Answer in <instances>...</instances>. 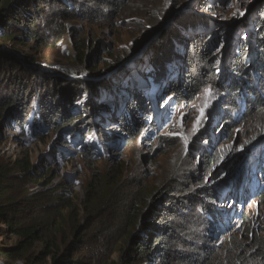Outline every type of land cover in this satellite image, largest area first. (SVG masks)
Returning a JSON list of instances; mask_svg holds the SVG:
<instances>
[{
	"label": "rangeland",
	"instance_id": "rangeland-1",
	"mask_svg": "<svg viewBox=\"0 0 264 264\" xmlns=\"http://www.w3.org/2000/svg\"><path fill=\"white\" fill-rule=\"evenodd\" d=\"M115 1L119 4V8H116L118 15L113 8L106 7L103 8L105 17L101 16L103 13L94 17L86 15L84 20L74 11L73 16H62L54 30L58 32L57 37L42 45H39V41L26 40V47H23L18 44L17 38L13 41L0 38L1 55L21 62V56L30 55L38 49V58L48 67L32 73V77L16 81L8 77L10 71L2 63L0 70L5 71L0 72V101L4 99L12 102L24 95L29 99L35 94L33 86L41 84L35 78L44 76L45 71L51 68L49 61H60L64 68L71 64L74 52L81 50L83 53L75 61L74 69L78 70V75L68 76L62 70L55 72L58 74L56 86L59 90L54 98L71 94V99H65V104L60 107L61 111H68L67 116L74 118L72 124L68 122L66 128L44 129L41 124L31 126V117L27 115L21 128L14 124L13 119L15 114L20 115L21 109L12 111L11 106L0 107V163L10 164L27 157L32 166L30 171L38 174V179L34 180L39 184L28 182L26 192L33 194L61 182L71 192L75 202L82 198L85 184L98 175L110 178L117 175L129 185L136 180L149 190L168 185L166 191L175 189V181L168 183L172 176H183L181 182L186 186L195 188L206 185L216 189L221 197L216 215L225 230L219 232L213 225L214 220L210 218H207L210 224L208 231L207 228L198 231L197 226L191 228L188 231L190 235L186 237L188 248L182 249L191 259L194 257L196 260L197 256L201 258L202 251L217 247L224 249L232 242V239L228 242V236L245 244L263 240L264 205L258 196L264 190V176L261 172L264 139L259 145L256 142L252 147L247 146V143L261 131V136H264V113L246 124H242L245 118L236 121L228 119V108L225 102L219 100L220 93L218 97V92L210 89L211 96L207 97L206 89L200 87L207 74L203 63L201 71L204 75L195 80L199 83L200 90L189 102H186L188 95L178 98L173 92L167 96L163 90L165 81L172 80L177 75V62L182 66L187 64L184 60L189 40L196 38L205 29L209 30L205 33L207 37L204 42L201 39L195 41L196 49H201L210 37L209 52L219 55L216 69L222 70L221 63L225 64L227 50L232 42L229 39L240 34L237 29L241 24L244 22L255 30L257 7L249 5L253 0ZM89 2L90 0H84V3ZM70 5L77 8L78 14L80 5L71 0L67 6ZM48 8L49 6L45 9ZM89 8L96 11L93 2L82 10L87 12ZM211 9L213 13L209 11ZM222 30L227 39L225 36L219 37ZM84 44L90 46L88 54H84L86 52L81 48ZM159 47L161 49L158 50ZM163 50L167 54L163 57H169V60L161 62L162 67L156 68L157 60L147 62L150 56L158 57V53L162 54ZM197 63L191 65L188 77H197ZM91 74L95 77L90 76ZM52 75L49 73L50 77ZM108 75L112 77L107 78ZM70 80H78V84L71 85L77 86L75 89L65 82ZM43 88L48 87L44 85ZM135 91L147 100L149 115L145 119V127L147 123L152 124V127L134 129L130 139L125 142L127 135L114 129L113 123L110 124L106 118L110 113L108 111L123 108V103L126 104L130 99V93H136ZM36 98L35 94L28 101H35ZM67 125H72L73 129ZM31 128L39 129L36 132L40 137L35 139L31 136ZM94 130L97 137L102 138L105 151L101 150L100 143L94 137ZM83 131L86 133L82 135ZM208 137L209 147L203 143ZM204 147L216 158L214 163L205 164L202 160H196L200 148ZM251 148H254V154H245ZM86 150L90 152L89 160L80 158L81 154L87 153ZM233 154L243 157L242 165L236 167L233 164L234 169L228 170L230 167H225L234 161L231 158ZM189 176L193 177L191 183L187 182ZM181 190L176 195H182ZM251 198L254 199L250 200ZM252 202H255L254 210L248 212L246 209ZM241 213L248 215L249 223L241 222ZM1 236L4 246L13 245L15 237L4 226L0 228ZM255 248L253 243L239 264H260ZM111 258L114 261L119 259L117 254ZM223 260L224 256H221L215 261L222 264ZM136 263L139 261L136 260ZM0 264L6 263L0 261ZM146 264H154V260Z\"/></svg>",
	"mask_w": 264,
	"mask_h": 264
},
{
	"label": "trees",
	"instance_id": "trees-1",
	"mask_svg": "<svg viewBox=\"0 0 264 264\" xmlns=\"http://www.w3.org/2000/svg\"><path fill=\"white\" fill-rule=\"evenodd\" d=\"M69 1L0 0V38L11 41L17 38L18 44L23 47H26V40L39 41V45H42L47 40L57 37L58 32L54 30L62 16H73L75 12L85 20L86 15L93 17L96 14L101 15L103 8L106 7L113 8L117 15L119 14L116 10L119 4L115 0H90L89 3H84V0H78V3L76 0H71L74 4L80 5L78 14L77 8L73 5L67 6ZM92 2L96 11L94 8H89L87 12L82 10ZM47 4L49 8L45 9L48 7ZM249 5L257 7L255 30L244 22L241 24L237 29L240 34L229 39L232 42L227 50L228 57L225 64L221 63L222 70L216 69L219 55L209 52L210 37L206 39V44L201 49H196L195 41L201 39V42H204V38L207 37L205 33L209 30L205 29L196 38L189 40L184 60L187 64L182 66L177 62L175 67L177 75L174 79L165 81L163 90L167 96L173 92L178 98L188 95L186 102H189L200 90L199 83L195 80L204 75L201 71L203 63L207 74L203 77L200 87L216 90L218 97L220 93L219 100L225 102L228 108V119L236 121L245 118L242 124H246L260 113H264V0H253ZM209 11L213 13L212 9ZM101 16L105 17L106 13ZM218 35L224 37V30ZM73 48L77 49L75 44ZM81 48L85 50L84 54H88L89 45L84 44ZM64 50L66 51V48ZM37 53H39L38 49L30 55L21 56L23 60L21 62L0 54V68L2 63L6 64L10 71L8 77L16 81L32 77V73L48 68L42 64ZM163 53L164 50L162 54L158 53V57L150 56L147 62L157 60L156 68H160L161 62L169 60V57H163L167 55ZM82 54L81 50L74 52L71 64L64 68L60 61L53 63L49 61L51 67L49 71H45L44 76L35 78L41 83L33 86V91L37 95L35 101H28L34 98L35 94L29 99L24 95L12 102L3 99L0 101V107L11 106L12 111L21 109L19 116L16 114L13 116L14 124L21 128L27 115L31 117V126L41 124L44 129L63 126L66 128L65 125L68 122L72 124L74 118L67 116V110L61 111L60 106L65 104V99H71V94L54 98V94L59 90L56 86L58 74L55 72L62 70L69 74L68 76L78 75V70L74 69V66L76 59ZM195 62H198V73H195L198 75L196 78L188 77L190 67ZM4 71V69L0 70L1 73ZM49 73L53 75L50 77ZM90 76L95 77L92 74ZM111 77L112 75H108L107 78ZM77 81L65 82L71 86L78 84ZM44 85L48 88H43ZM76 87L73 86L72 89ZM137 92L130 93V99L126 104L123 103V108L119 111L118 107L117 110L108 111L110 113L106 118L110 124L113 123L114 129H119L127 135L125 142L130 139L134 129L152 127V124L147 122L145 127V119H148L149 115L148 104L147 100ZM57 112L58 114H55ZM67 127L73 129L72 125ZM36 130L39 131L33 128L30 131L35 139L40 137ZM262 132L252 137L247 146L252 147L256 142L259 145L264 139V136H261ZM84 133L86 131L81 134ZM94 137L100 143L101 150L105 151L106 146L102 138L97 137L96 130H94ZM203 143L209 147V137ZM206 150L205 147L200 148L196 160H202L205 164L214 163L216 158ZM86 151L87 153L81 154L80 158L89 160L90 152ZM254 151V148H251L245 154L251 156ZM241 157V155L233 154L231 158H234V161L225 168L230 167L228 170H233V164H236V167L242 165L243 157ZM262 165L261 172L264 176V159L261 162ZM30 170L32 166L27 157L10 164L0 163V228L4 226L6 231L15 237L10 247L4 246L1 241L2 236L0 237V261L6 264H17V262L22 264H146L153 260L154 264H173L175 261L178 264H202L203 262L219 264L215 260L221 256L225 259L222 264H239L253 243L256 246L255 252L260 264H264V239L245 244L238 242L237 238L233 240L228 236V242L230 239L232 242H229L224 249L217 247L202 251L203 256L201 258L197 256L196 260L194 257L191 259L190 255L182 250L184 247L188 248L186 237L190 235L188 231L191 228L197 226L198 231L210 229L207 218L214 220L213 225L219 232L225 231L216 215L219 212L217 205L221 197L213 187L186 186L181 182L183 176H172L168 183L175 181L173 185L175 189L166 191L168 185H160L156 190H149L142 182L136 180L129 185L120 180L117 175L111 178L98 175L85 184L82 198L75 202L71 192L61 182L33 194L26 192L28 182L38 183L34 180L38 179L37 172ZM91 177L94 175L91 174ZM192 179L193 177L189 176L187 182L191 183ZM179 189H182V195H176ZM258 198L264 205V190ZM239 219L241 222L249 223V217L244 213L240 214ZM114 254L119 257L117 261L111 258ZM136 260L139 263H136Z\"/></svg>",
	"mask_w": 264,
	"mask_h": 264
},
{
	"label": "snow or ice",
	"instance_id": "snow-or-ice-1",
	"mask_svg": "<svg viewBox=\"0 0 264 264\" xmlns=\"http://www.w3.org/2000/svg\"><path fill=\"white\" fill-rule=\"evenodd\" d=\"M205 95L207 97H210L211 96V90L210 89H206L205 90ZM207 106V104H205V107ZM201 111V115H203V109L200 110Z\"/></svg>",
	"mask_w": 264,
	"mask_h": 264
},
{
	"label": "bare ground",
	"instance_id": "bare-ground-1",
	"mask_svg": "<svg viewBox=\"0 0 264 264\" xmlns=\"http://www.w3.org/2000/svg\"><path fill=\"white\" fill-rule=\"evenodd\" d=\"M255 202H256V201H255ZM255 202H252V204H249V203H248L249 205H248V208L246 209L248 212L254 210ZM244 206H245V205H244Z\"/></svg>",
	"mask_w": 264,
	"mask_h": 264
}]
</instances>
